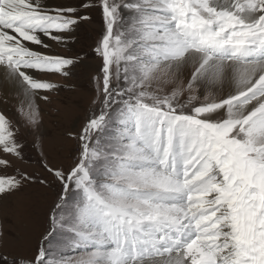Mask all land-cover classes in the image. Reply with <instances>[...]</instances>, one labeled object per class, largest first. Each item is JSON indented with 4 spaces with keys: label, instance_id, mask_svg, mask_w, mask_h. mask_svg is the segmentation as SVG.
<instances>
[{
    "label": "snow or ice",
    "instance_id": "snow-or-ice-1",
    "mask_svg": "<svg viewBox=\"0 0 264 264\" xmlns=\"http://www.w3.org/2000/svg\"><path fill=\"white\" fill-rule=\"evenodd\" d=\"M93 12L94 97L60 132L65 167L41 105L84 63L56 48ZM33 188L54 197L40 239L14 254L0 218V264H264V0H0V212Z\"/></svg>",
    "mask_w": 264,
    "mask_h": 264
},
{
    "label": "rangeland",
    "instance_id": "rangeland-1",
    "mask_svg": "<svg viewBox=\"0 0 264 264\" xmlns=\"http://www.w3.org/2000/svg\"><path fill=\"white\" fill-rule=\"evenodd\" d=\"M56 3L58 0H50ZM94 20L82 25L77 29L75 41L69 42L68 46H60L56 51L64 55H74L76 52H86L88 55L83 64H78L73 69V74L68 80L60 77H52L54 81L65 84L58 92L51 94L52 102L42 104L45 109L43 118L44 129L56 134V140H45V147L53 157V162L67 167L76 154V143L60 135L63 128L79 129L89 114L91 102L94 97V86L91 76L95 73L97 58L92 53V48L102 28V18L96 12L92 13ZM83 52L81 55H83ZM59 109V112L56 111ZM27 163L21 166L28 171H38L36 163L38 156L30 147L25 148ZM54 197L50 190L44 188L26 189L17 197L10 198V204L2 212L0 218L8 221L6 227L16 231L23 240L15 248L8 250L15 253L28 254L38 243L42 228L40 221L44 219Z\"/></svg>",
    "mask_w": 264,
    "mask_h": 264
}]
</instances>
